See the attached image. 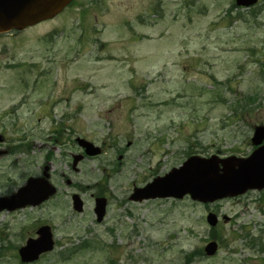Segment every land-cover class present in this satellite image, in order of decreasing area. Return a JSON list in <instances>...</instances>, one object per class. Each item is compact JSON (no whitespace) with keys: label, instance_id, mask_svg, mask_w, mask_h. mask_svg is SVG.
<instances>
[{"label":"rangeland","instance_id":"374dc122","mask_svg":"<svg viewBox=\"0 0 264 264\" xmlns=\"http://www.w3.org/2000/svg\"><path fill=\"white\" fill-rule=\"evenodd\" d=\"M259 125L264 0L251 9L235 0H77L1 34L0 197L45 166L59 192L0 215V264H21L19 248L43 225L56 244L40 264H187L194 251L190 264H264V192L208 207L129 199L190 154L250 155ZM77 137L103 152L74 171ZM98 195L108 202L101 223ZM210 211L231 220L211 230ZM211 240L220 246L213 258L204 254Z\"/></svg>","mask_w":264,"mask_h":264},{"label":"water","instance_id":"95a60500","mask_svg":"<svg viewBox=\"0 0 264 264\" xmlns=\"http://www.w3.org/2000/svg\"><path fill=\"white\" fill-rule=\"evenodd\" d=\"M259 0H236L242 7L256 5ZM72 0H0V34L22 31L60 14ZM88 156L101 154V149L92 143L77 139ZM264 126H257L252 144L258 148L247 158L212 156L204 158L192 156L179 168L172 169L163 177L155 178L144 188H135L131 201L142 202L164 198L183 199L190 196L193 201L212 204L224 199L235 198L251 190H264ZM82 156L74 157L76 168ZM47 170L41 178H30L23 188L11 197L0 198V213L4 210L14 211L27 206H38L56 194L55 187L49 182ZM74 208L83 210V202L74 195ZM106 199L96 200L95 212L98 222H102L106 213ZM228 221V217H224ZM210 226L218 224V217L210 213L207 217ZM37 240H29L20 250L23 262L37 260L40 254L50 252L54 248L51 228L42 227L38 231ZM218 250L216 242L205 248L208 256H214Z\"/></svg>","mask_w":264,"mask_h":264},{"label":"flooded vegetation","instance_id":"af4514ba","mask_svg":"<svg viewBox=\"0 0 264 264\" xmlns=\"http://www.w3.org/2000/svg\"><path fill=\"white\" fill-rule=\"evenodd\" d=\"M76 2H77V0H74V1L72 2V4H75ZM2 140H3V139H2ZM3 141H4V140H3ZM3 143H4V142H3ZM4 152H7V150L4 151ZM0 255H1V248H0ZM48 255H49V253L41 254V256L39 257V260H38V261H34V262L26 263V264H40V262L43 261V259H45ZM132 259H133V257H132ZM143 260H145V259H143Z\"/></svg>","mask_w":264,"mask_h":264},{"label":"trees","instance_id":"16d2710c","mask_svg":"<svg viewBox=\"0 0 264 264\" xmlns=\"http://www.w3.org/2000/svg\"><path fill=\"white\" fill-rule=\"evenodd\" d=\"M259 17V16H258ZM248 99H251V102H252V98L250 97V98H247V100ZM247 100H240L241 102H246ZM239 102V101H238ZM246 106H249V105H246ZM191 156V154L188 156V157H190ZM263 250H264V245H263ZM195 253H196V251H194L191 255L190 254H186L185 255V257H186V261H187V264H190V262H191V260L195 257ZM202 254V253H201Z\"/></svg>","mask_w":264,"mask_h":264}]
</instances>
